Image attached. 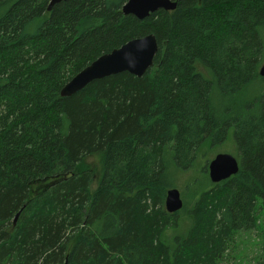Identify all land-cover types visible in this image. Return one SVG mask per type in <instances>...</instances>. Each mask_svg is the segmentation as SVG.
Here are the masks:
<instances>
[{
    "label": "trees",
    "instance_id": "16d2710c",
    "mask_svg": "<svg viewBox=\"0 0 264 264\" xmlns=\"http://www.w3.org/2000/svg\"><path fill=\"white\" fill-rule=\"evenodd\" d=\"M172 1L140 21L128 0H0V264H230L242 235H264V0ZM148 35L142 78L61 96ZM231 129L239 173L212 183L207 164L169 213L168 191Z\"/></svg>",
    "mask_w": 264,
    "mask_h": 264
},
{
    "label": "water",
    "instance_id": "95a60500",
    "mask_svg": "<svg viewBox=\"0 0 264 264\" xmlns=\"http://www.w3.org/2000/svg\"><path fill=\"white\" fill-rule=\"evenodd\" d=\"M67 1L70 0H50L49 10ZM176 7L177 2L172 0H128L123 7V13L144 21L160 10L174 11ZM158 51L159 45L154 35L131 40L122 47L101 56L74 76L62 88L60 94L63 98L73 97L94 81L122 73L142 78L154 67ZM260 75L264 76V68ZM208 171L212 183L217 184L237 175L240 171V163L230 154H219L210 162ZM165 207L169 213L183 209L184 201L179 189L173 188L168 191Z\"/></svg>",
    "mask_w": 264,
    "mask_h": 264
},
{
    "label": "rangeland",
    "instance_id": "374dc122",
    "mask_svg": "<svg viewBox=\"0 0 264 264\" xmlns=\"http://www.w3.org/2000/svg\"><path fill=\"white\" fill-rule=\"evenodd\" d=\"M261 34L264 38V29L261 30ZM262 67H260V71L264 68V55L262 60ZM263 82L256 83L253 87V90L256 92L260 91L261 89H264V76H262ZM234 137H233V130L231 129L229 132V138L228 143H225L221 146H218L216 148H213L211 150L205 149L203 151V155L200 156L199 162H198V172L194 175H192V178L190 176L185 175L183 179L178 183L177 188L180 190L181 194L187 199L189 203V189L192 181H195V179L202 180V175L204 173V168L209 166L210 162L219 154H230L234 156L236 159H239V152L236 149V144L234 143ZM232 140V141H231ZM230 141V142H229ZM86 162L88 165L95 171V181H94V187L99 183V180L102 175V160L100 156H90L86 159ZM207 166V174L209 177V171ZM185 172L184 174H186ZM206 180V179H205ZM208 181V180H207ZM189 206V205H188ZM264 247V235L254 233L253 235H249L248 237L246 235H242V238L240 239L238 249L232 253V256L229 257L228 261L230 264H256L255 261L257 259V255L260 253L261 249Z\"/></svg>",
    "mask_w": 264,
    "mask_h": 264
}]
</instances>
